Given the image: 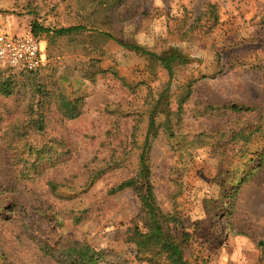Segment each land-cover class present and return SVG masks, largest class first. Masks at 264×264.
<instances>
[{"label": "rangeland", "instance_id": "rangeland-1", "mask_svg": "<svg viewBox=\"0 0 264 264\" xmlns=\"http://www.w3.org/2000/svg\"><path fill=\"white\" fill-rule=\"evenodd\" d=\"M86 2L0 0V32L22 37L34 21L52 30L88 24ZM108 12L115 26L107 22L101 31L112 29L119 39L155 51L177 48L192 63L178 68L170 83L159 63L100 35L92 41L43 35L46 63L36 73L0 63V83L13 81L17 87L11 98L0 94V115L10 112L20 117L18 107L34 105L36 116L45 114L49 122L46 134L32 142L46 144L38 170L28 164L18 168L32 176L43 168L48 171L36 182H22L5 147L10 140L4 139L21 124L0 121V264H59L43 256L35 241L52 246L64 241L87 243L106 253L100 264H148L138 260L136 247L126 241L141 210L138 197L130 189L107 194L137 174L140 151L126 169L85 186L88 166L95 167L94 162L109 152L107 134L114 122L106 108L121 106L126 115L142 113L148 107L147 96L158 99L168 86L169 113L158 115V125L168 127L170 119L178 137L170 140L166 129L167 135L152 136L149 157L159 206L179 214L184 221L179 233L190 236L183 243L186 260L264 264V171L256 170V146L251 145L253 152L247 154L246 145L234 143L229 134L239 126L264 123V0H118ZM58 95L83 99L82 117L62 121L54 112ZM232 104L257 112L204 114L208 106ZM130 123L137 129V145L142 146L147 118L140 125L136 119ZM32 126L29 122L24 128L31 131ZM206 133L221 138L182 152L187 143ZM16 145L21 148L23 142ZM52 181L62 185L58 196L50 190Z\"/></svg>", "mask_w": 264, "mask_h": 264}, {"label": "trees", "instance_id": "trees-1", "mask_svg": "<svg viewBox=\"0 0 264 264\" xmlns=\"http://www.w3.org/2000/svg\"><path fill=\"white\" fill-rule=\"evenodd\" d=\"M117 1L118 0H88V2L85 3L86 9L87 6H90L87 17L88 24L82 22L78 25L52 30L46 29L41 23L34 21L31 24V31L29 34L39 41H43V35H49L50 38L54 40H63L64 38L72 40L75 37L76 39L78 37H84L89 38L91 41L100 35L101 38L104 37L113 40L118 45L125 47L127 50L150 62L159 63L164 70L167 71L171 83L178 68L192 63L191 57L177 48L155 51L135 42L121 40L113 33L112 29L110 32L106 30L101 31V29L107 26V22H109L108 25L115 26L113 23V15H110L108 11ZM37 71L29 73H36ZM169 87L170 86L158 95V99H156L154 95H148L145 101V105L148 107L142 113H131L132 111H130L126 115V112L122 111L121 106H109L106 108V114L109 115L112 122H114V125H112L111 130L107 134L109 152L106 157L94 162L96 163L95 167L90 166L89 168L88 166V177L85 186L91 187L102 180L106 175L126 169V166H128L127 162L130 158L137 150L140 151L137 158V174L130 175L127 179L116 184L108 190L107 194L108 196H115L130 189L133 190L138 197L141 210L136 220L133 221L132 226L127 231L126 241L136 247L138 260L148 264H189L184 255L183 243H187L190 236L186 233H179V228L184 225V221L179 214L174 211L166 212L159 206L153 182V164L149 157L152 136L156 137L159 133L167 135L165 132L166 129L170 132V140L178 137L177 133L172 131L170 119L167 118L168 127L162 124L158 125V115H168L169 113L168 109H166L169 106V98L167 95ZM16 89L17 87L13 81L3 80L0 83V94L5 98L14 96ZM54 101L56 106L54 112L60 116L62 121L77 120L82 117L86 104L83 99H71L65 95H58ZM33 108L34 105L33 107L27 106L25 109L18 107L17 114H19L20 117L10 112H6L7 114L4 116L0 115L1 122L10 123L16 121L21 124L20 127L14 126L11 131L5 133L4 139L10 140L7 141L8 145L5 147L9 154L12 167L16 169V177L18 176L22 182H36L48 171L43 168L38 174H34L33 176L28 173L25 174L23 171H18V168L23 164L32 165L37 171L38 164L41 163L42 159L46 156L45 142H36L34 144H32V142L34 138L39 136L43 137L46 134V127L49 125V122L46 120L45 114L40 117L36 116V112ZM204 110H206L204 114L210 113V116H212V114H219L222 110H229L238 115L257 112V109L254 107L238 104L208 106ZM49 114L51 115L50 112ZM145 117L148 123L146 135L144 143L142 146H139L137 145L136 139L137 129L136 127L135 129H131L130 120L136 119L140 125L143 123ZM29 122H32L34 125L31 131L24 128ZM229 134L234 143L246 145L243 152L247 154L252 153L253 149L251 147L256 146L253 152L259 160V165L256 170L262 173L261 171H264V123L254 127L239 126L238 128L232 129ZM214 136L215 135L212 133L203 134L201 137L194 140L192 144L187 143L184 148H182V152L184 153L190 148H203L206 146L207 140L210 139L212 141L221 138L220 136L214 138ZM1 138L2 137H0V140ZM21 142H23L21 148H19L18 145L14 146V144ZM69 153L70 149L67 151V154ZM31 160H33V162H31ZM49 186L51 192L58 196L62 185L52 181L49 182ZM222 190V196L224 197L226 194L225 185H223ZM35 244L43 256L59 264H100L106 258V253L104 251H98L89 244L82 242L64 241L60 242L58 245L52 246L43 241H35ZM261 246L264 247V242L261 243Z\"/></svg>", "mask_w": 264, "mask_h": 264}, {"label": "built area", "instance_id": "built-area-1", "mask_svg": "<svg viewBox=\"0 0 264 264\" xmlns=\"http://www.w3.org/2000/svg\"><path fill=\"white\" fill-rule=\"evenodd\" d=\"M0 63L12 70L37 71L46 63L43 42L30 34L17 37L0 32Z\"/></svg>", "mask_w": 264, "mask_h": 264}, {"label": "clouds", "instance_id": "clouds-1", "mask_svg": "<svg viewBox=\"0 0 264 264\" xmlns=\"http://www.w3.org/2000/svg\"><path fill=\"white\" fill-rule=\"evenodd\" d=\"M237 239L238 240H243V241H245V243H247L246 238H244V237H238ZM234 259H235V257H234Z\"/></svg>", "mask_w": 264, "mask_h": 264}]
</instances>
